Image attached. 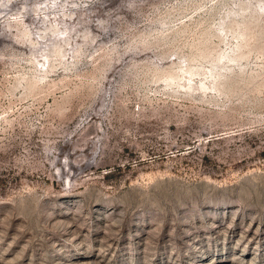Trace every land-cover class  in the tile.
Masks as SVG:
<instances>
[{"label":"rangeland","instance_id":"rangeland-1","mask_svg":"<svg viewBox=\"0 0 264 264\" xmlns=\"http://www.w3.org/2000/svg\"><path fill=\"white\" fill-rule=\"evenodd\" d=\"M0 264H264V0H0Z\"/></svg>","mask_w":264,"mask_h":264}]
</instances>
